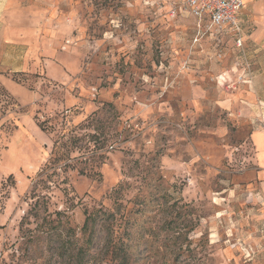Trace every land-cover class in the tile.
<instances>
[{
    "label": "rangeland",
    "instance_id": "1",
    "mask_svg": "<svg viewBox=\"0 0 264 264\" xmlns=\"http://www.w3.org/2000/svg\"><path fill=\"white\" fill-rule=\"evenodd\" d=\"M17 1L0 39V264H76L93 211L114 215L130 264H264L246 37L201 29L182 0ZM95 225L90 253L112 264Z\"/></svg>",
    "mask_w": 264,
    "mask_h": 264
},
{
    "label": "crops",
    "instance_id": "2",
    "mask_svg": "<svg viewBox=\"0 0 264 264\" xmlns=\"http://www.w3.org/2000/svg\"><path fill=\"white\" fill-rule=\"evenodd\" d=\"M18 4L17 0H0V39L4 38L6 31L17 34L14 27L9 26L10 28L5 29V26L17 23L16 17L11 13ZM240 18L243 24V36L248 41L246 53L253 61L254 69L251 82L246 84L249 85L247 86L249 90L246 89L247 94L244 96L247 100H251L250 103L257 105V114H260V117L257 118L259 124L264 127V0H247L240 13ZM2 29L4 30L1 31ZM1 62L2 64L5 63ZM262 126L255 129L253 140L257 145L258 160L261 167L264 168V128ZM257 196L262 200L260 204L263 205L262 209H264L263 195L258 193ZM262 215L258 217L262 220V227L257 233L258 236L264 235V215Z\"/></svg>",
    "mask_w": 264,
    "mask_h": 264
},
{
    "label": "built area",
    "instance_id": "3",
    "mask_svg": "<svg viewBox=\"0 0 264 264\" xmlns=\"http://www.w3.org/2000/svg\"><path fill=\"white\" fill-rule=\"evenodd\" d=\"M194 15L197 25L202 29L206 24L209 30L223 31L233 29L238 45H244L243 24L240 13L247 0H182Z\"/></svg>",
    "mask_w": 264,
    "mask_h": 264
},
{
    "label": "trees",
    "instance_id": "4",
    "mask_svg": "<svg viewBox=\"0 0 264 264\" xmlns=\"http://www.w3.org/2000/svg\"><path fill=\"white\" fill-rule=\"evenodd\" d=\"M102 221L108 232L107 242L105 244V253L111 255L112 264H130L129 254L125 251L124 246L119 242V239L114 238L115 225L114 215L103 211L102 214L99 211H93L87 214L81 232L83 236L88 234V239L86 240L87 246L80 245L78 247L76 264H102L103 259L100 258L99 254H91L90 247L94 243L93 236L95 232L96 223ZM65 251V246L62 248ZM63 254V252H61Z\"/></svg>",
    "mask_w": 264,
    "mask_h": 264
}]
</instances>
